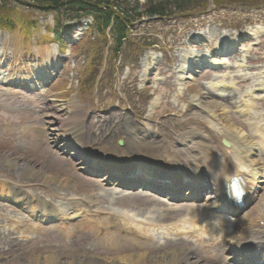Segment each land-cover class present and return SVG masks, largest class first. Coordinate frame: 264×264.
<instances>
[{
    "label": "rangeland",
    "instance_id": "obj_1",
    "mask_svg": "<svg viewBox=\"0 0 264 264\" xmlns=\"http://www.w3.org/2000/svg\"><path fill=\"white\" fill-rule=\"evenodd\" d=\"M136 1L139 5L144 2ZM232 1H221L216 6L209 0L205 16L194 12L192 15L181 13L173 19L151 20L149 23H145L146 18L141 19L133 30L142 38H149L148 41L154 43V47L140 52H136L132 47L131 54L125 56L126 59L120 58L119 64L115 63L114 67L110 68L106 65L100 66L106 50L102 42L93 41L81 32L85 28V23L80 22L78 25L71 22L63 23L64 41L60 47L55 40L49 39V31L53 25L52 14H43L30 6H15L9 0H5L10 5L0 10V15L10 18L11 21L13 19L20 22L32 33L20 36L17 28L11 34L4 30L0 31V183L21 187L24 184L22 185L20 181H24L26 187L31 185L33 188L41 185L45 189V195L52 197L60 194L63 196L62 193L68 196L78 192L94 196L93 202L102 203L105 208L116 207L139 212L142 203L147 201L145 196L152 194L130 191L131 195L111 200L109 194L114 193L112 189L116 188L103 186L99 182L101 180L95 177L86 178L79 174L77 167H73V162H69L66 154L54 148V140L59 134L72 133L71 138L79 137L77 127L73 126V131L66 132L65 123L69 119H75L73 122L77 124L80 114L88 112V124L95 122L94 118L99 115L108 116L109 119L103 123L104 131L96 130L93 137L91 133L89 138L86 133L83 141L89 139L91 144L99 143L106 146L104 144H109L112 139L106 130L111 128L114 116L119 115V118H122L124 114L127 119H123V126L127 130L135 127L131 114L134 112L136 115L134 120L142 122L148 100L152 95L159 96L158 108H155L152 120L162 125L183 119L184 109L190 105V100L194 97L201 104L200 108L194 110L195 112L206 110L213 113L218 121H222L220 125L248 136L251 133L248 120L244 121L236 114L234 106L237 104L236 97L244 90L250 89V82L233 77L236 89L224 95L228 96L226 104L224 97H218L208 89L210 82L220 81L221 78L217 77L225 75L226 71H229L230 76H234L235 70L231 69V66L238 60L239 51L248 48L250 44L253 46L246 74L264 72V33L259 38H254L256 40L243 35L244 30L253 26L260 27L264 32V7H251L254 4L249 3L251 0H237L234 3ZM134 2L135 0H127L124 6L129 8ZM31 20L35 24L34 30L29 26ZM67 26L73 28L68 31ZM232 30L241 36L238 38V51L234 52V59L228 60L230 67L217 73L208 66L206 60L218 59L212 53L222 45L225 38L222 35ZM78 40L79 43L74 45ZM70 43L74 45L71 48ZM68 47L72 49L69 61L63 63L61 53ZM53 66L58 68L51 82L42 90L33 92L34 95L41 96L37 102L38 108L27 101L31 98L28 96L29 93H22V96L11 95L19 90L14 84L9 83L10 79L18 82L28 81L33 77L35 80L38 72H48ZM179 68L185 69L186 80L177 79L179 75L176 72ZM96 74L100 75L99 78L95 77ZM177 83H180L183 89L178 97ZM64 85L67 86V94L62 90ZM257 105L258 110L260 108L264 110V102L259 101ZM114 106L121 111L111 109ZM115 127L118 128V133L122 132L120 130L122 124L119 121ZM30 128L39 130L35 138L31 137L34 134L28 133ZM89 128L93 130L92 127ZM152 128L154 130V124ZM23 131L24 135L21 133ZM260 159L264 162V156ZM258 180L262 183L258 184L256 193L258 197L250 205V209L264 202V178ZM65 181L70 184L67 189L63 187ZM12 207L16 206L8 207L7 204L0 203V216L20 219L23 213H20L17 207ZM164 208L161 207V210ZM1 217L0 226L4 224ZM172 219L169 222L175 221V217ZM73 233L75 234L66 238L61 231L51 230L38 234L27 242L28 240L21 241L16 238L17 234L0 230V264H74L78 261L82 264H105L103 263L105 257L99 255L102 246L94 247L92 255L88 254L94 237L88 239V234ZM178 247L187 248L188 244L183 242ZM129 248L127 240L120 242L119 250ZM152 252L151 255L156 256L163 254V251ZM144 253H148L147 250ZM110 257L113 256H108Z\"/></svg>",
    "mask_w": 264,
    "mask_h": 264
},
{
    "label": "bare ground",
    "instance_id": "obj_2",
    "mask_svg": "<svg viewBox=\"0 0 264 264\" xmlns=\"http://www.w3.org/2000/svg\"><path fill=\"white\" fill-rule=\"evenodd\" d=\"M258 31L259 29L250 28L246 29L245 33L250 37H256V35H259ZM249 51V49L242 51L238 59L243 61L249 56ZM231 55L226 53L224 58L228 59V57ZM225 62L226 60L223 59L222 62L218 60L214 63L222 64ZM50 77V74H45L37 80L40 81L39 83L45 84L50 79ZM255 77L258 79V81H260L254 86L256 87L255 90L262 92V89L260 88H264V75L263 73H257ZM180 78L181 80H185V72ZM225 78V76L221 77V79ZM10 81L14 82L13 79ZM217 85L213 86V90L215 91L216 88L221 87L222 90L219 91L222 92L225 86L219 84ZM230 86L232 85L230 84ZM210 88L212 89V86H210ZM29 90H31V88H29ZM248 96L249 98L247 101L238 102V107L236 106L237 112L249 119V127L251 128L252 133L248 136L242 135L235 130L231 131L226 127H224V129H220L218 132V127H213L212 123L206 120V117L212 113L204 111V113H207V115L202 116L200 115L199 111L195 114L193 113L185 115V119L179 123L178 126L176 125L175 127L174 125L169 132H160V135L158 136L159 140H157L155 143L143 144L139 142V140L143 139L141 133H138L140 137L135 134V136H132V138H130L131 135L128 134L130 137L127 139L123 136L125 132H122L121 134L118 133V137H116V134L113 133L115 131H113V135L111 134L112 139L109 144H106V146L103 148L99 146V143L94 144L98 146L97 150H100V152H96L95 149H93L92 151L95 153L93 155L98 156L105 154V166L113 163L114 166L119 167L126 174H130V172H132L135 167H127L126 162H128V160L133 163L141 161V165L147 169L144 171L147 174L162 178L168 188L171 187L169 182L172 183V181L174 182L176 180L174 182L173 188L176 186V184H180V179H177V173L172 174L171 170H174L175 172L186 171L187 176L191 180L187 190L195 192V195H186L189 196V199L194 201V206H177L178 208H171L170 206L172 205H169L165 208V210H161L159 215L155 217V212H147L148 206H153L152 204H154V207H161L164 206V201L153 198V200H149L146 198L147 201L142 203L139 212H132L131 209L118 211L107 208L101 209L94 207V205L90 206L92 202L91 198L88 197V204L85 207L88 208V212L77 214L81 206L87 203V200L82 198L77 199V196L74 195L71 196L70 199L63 200L60 203H55L59 213L58 216H61L60 218L50 217L47 220H51L52 222L57 221L55 227L60 229L61 232L64 233L63 236L65 237L72 234L73 227L77 226L78 223H80L81 227L88 228V236H95V240L102 246L100 252L101 254L99 255L105 257V260H103V263L105 264H199L198 260H190L191 258H189V255H187V251H184L183 254H180V252L176 249H168L170 246L175 247L177 245V242L171 241L177 236L190 240L187 242L188 248H186V250L195 251L198 248L201 249L204 244V238L202 237V235L204 236V230L201 229L198 222L203 225L208 223L210 220L217 222H221L223 220H225V222L228 221L225 215H216L215 212H219V208L222 209L223 204L234 203V196L229 200L224 198L226 193L225 185H229L230 178L236 175H242V177H246V175L241 171L242 169H244L247 174L254 172L256 168L258 171V167L256 165V163H258L257 158H260L264 153V112L259 113V115L253 114L254 108H257L258 96L253 97L251 91L247 94V97ZM263 98L264 96L259 100H262ZM225 100L227 99L225 98ZM191 102L193 105H200L198 100H192ZM152 103H155V101H152ZM151 106H153V104L150 105L149 109ZM80 118H82V116H80L79 119ZM212 119L214 118L212 117ZM261 122L262 125H260ZM202 123L209 126H204ZM32 130L33 129L31 128L28 131L30 132ZM216 131L222 135L224 139H227L230 142V149L223 150L218 145ZM21 133L24 135V131ZM195 135H199V137H201L203 140H206L208 146L211 147L210 150L205 148V152L198 153L197 155H193L192 152L186 153V161H182L183 165L187 168L186 169L183 167V165H181L178 157L182 153V147L187 142V140H192ZM31 137H33V135H31ZM164 137H171L170 142H166ZM120 141H122V146L118 145V142ZM67 143L71 144L70 140L67 141ZM174 149H176V151ZM80 154L81 156H84L85 160H88V162L92 163V159L85 158L86 153L84 151L80 150ZM181 166L185 170H183ZM156 167H161V171H157ZM198 169H200L204 174L198 173ZM190 172L194 173V175H192ZM202 175L204 178H202ZM255 175L256 172L252 174L253 178H251V185L246 184V187L250 191L249 198H247L250 203L253 201L256 190L258 189V187H256V182L253 183L255 180ZM110 178L111 177H109L108 180ZM143 182H145V179H143ZM110 184L112 183L110 182ZM202 184H206L205 186L212 188L210 194L204 195L200 193L199 188L202 186ZM63 186L69 187L70 184L69 182L65 181ZM178 190H180L179 187H177L176 191ZM241 190L245 192L243 183L241 184ZM163 191V189L157 191L158 193L156 195L159 198L164 197L166 202H170L171 200L166 198V195H161ZM188 191L186 193H188ZM119 195L120 192H115L109 194V198L111 200L122 199L123 197H118ZM68 209H77L75 211V215H73V218L74 220L79 219L80 221H76L74 225L68 224V227L63 226L62 224L58 225L60 224L58 221L63 220L64 216L66 215V210ZM232 211H234V209ZM173 212H175V218L178 219L175 223L170 224L169 221L172 219ZM179 212L181 213L180 216H178ZM204 212H208V215L204 216ZM101 213H105L104 217H99ZM82 214L84 215L80 216ZM111 218H115V221ZM262 221H264V204L261 208H254L247 215V226H245L246 231H244L241 235H247L249 238L261 237L264 240V228L261 229L257 226L258 222ZM115 222L117 224L112 225ZM109 226H115V228L108 230ZM100 228L104 229L101 235H99L97 232ZM95 229H97V231H94ZM227 229H229V225H227ZM236 229L237 230L233 231V233H237L238 230H242L238 229L237 227ZM120 230L126 231V234L130 237L128 239L126 236L121 237L119 233ZM213 230L219 232L218 228H214ZM224 236L227 238L228 242L233 244L236 243L233 239L232 241L231 238H228L226 235ZM122 240H127L130 245L129 249H118L119 243L122 242ZM161 244H167V246H165L163 249V251L167 252H163V254L160 256L151 255L153 254L152 251H157L158 248H162L160 247ZM208 249H210V247ZM145 250H147L148 253H144ZM249 250L254 251V253H252L254 264H264V244L256 245ZM108 256L113 257L108 258ZM74 264L82 263L78 261Z\"/></svg>",
    "mask_w": 264,
    "mask_h": 264
},
{
    "label": "trees",
    "instance_id": "obj_3",
    "mask_svg": "<svg viewBox=\"0 0 264 264\" xmlns=\"http://www.w3.org/2000/svg\"><path fill=\"white\" fill-rule=\"evenodd\" d=\"M14 4L30 6L40 12L55 13L57 22L61 15H70L68 19H77L82 16L91 15L94 18L95 30L104 35L106 29L111 25L109 34L119 47L122 39L126 36L131 24L141 16L162 17L173 14L172 11L183 8V0H161L153 2L147 0L146 4L139 9L137 3L134 9L138 11H126L122 8L119 0H11ZM8 3L0 0V10ZM64 10V12H62ZM62 12V13H61ZM134 13V15H133ZM0 26L6 29L12 27L10 18L0 15Z\"/></svg>",
    "mask_w": 264,
    "mask_h": 264
}]
</instances>
